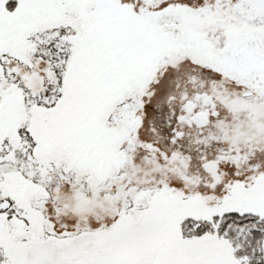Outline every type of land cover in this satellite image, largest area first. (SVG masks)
<instances>
[{
  "label": "snow or ice",
  "instance_id": "obj_1",
  "mask_svg": "<svg viewBox=\"0 0 264 264\" xmlns=\"http://www.w3.org/2000/svg\"><path fill=\"white\" fill-rule=\"evenodd\" d=\"M0 264H264V0H0Z\"/></svg>",
  "mask_w": 264,
  "mask_h": 264
}]
</instances>
